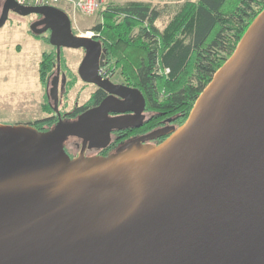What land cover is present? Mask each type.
Wrapping results in <instances>:
<instances>
[{
    "label": "water",
    "instance_id": "1",
    "mask_svg": "<svg viewBox=\"0 0 264 264\" xmlns=\"http://www.w3.org/2000/svg\"><path fill=\"white\" fill-rule=\"evenodd\" d=\"M10 12L41 15L30 30L51 31L58 121L0 124V264H264V9L182 124L93 156L87 147L143 124V92L100 72L102 41L77 35L64 9L3 0L0 28ZM62 47L83 48L80 78L109 93L72 120L59 108ZM73 137L75 157L64 148Z\"/></svg>",
    "mask_w": 264,
    "mask_h": 264
},
{
    "label": "trees",
    "instance_id": "2",
    "mask_svg": "<svg viewBox=\"0 0 264 264\" xmlns=\"http://www.w3.org/2000/svg\"><path fill=\"white\" fill-rule=\"evenodd\" d=\"M263 9L264 0H185L160 28L157 21L162 10L150 0L106 4L101 11L102 21L94 25L98 32L95 38L102 41L110 71L119 69L127 83L145 96L150 115L141 130H152L169 117L173 123L182 124L199 94ZM56 67L57 51L43 52L38 72L45 86ZM61 67L68 80L60 102L77 81L66 60L61 61ZM45 96V115L29 124L50 131L58 115ZM96 103L90 98L69 110L59 108L62 116H68L63 119L72 120L76 117L70 116Z\"/></svg>",
    "mask_w": 264,
    "mask_h": 264
},
{
    "label": "rangeland",
    "instance_id": "3",
    "mask_svg": "<svg viewBox=\"0 0 264 264\" xmlns=\"http://www.w3.org/2000/svg\"><path fill=\"white\" fill-rule=\"evenodd\" d=\"M100 1V9L93 14L79 11L70 14L76 34L86 35L89 30L97 32L94 25L102 21L101 11L105 5L127 0ZM150 1L162 10L157 25L164 28L185 0ZM33 18V15L24 16L10 12L6 23L0 28V124L33 123L45 115L43 104L46 102L47 91L40 81L38 69L43 52L52 51L54 48L47 40L50 34L48 31L35 35L30 30ZM61 56V61L64 63L66 60L73 74L77 76L76 84L59 103L60 108L69 110L75 104L87 101L95 87L84 82L78 75V65L82 58L80 49L65 47ZM114 77L125 80L119 69Z\"/></svg>",
    "mask_w": 264,
    "mask_h": 264
},
{
    "label": "flooded vegetation",
    "instance_id": "4",
    "mask_svg": "<svg viewBox=\"0 0 264 264\" xmlns=\"http://www.w3.org/2000/svg\"><path fill=\"white\" fill-rule=\"evenodd\" d=\"M2 2H3V0H0V15H1V12H2ZM31 15L34 16L33 21L40 20L41 17H42L41 15H37V14H31ZM44 25L45 24H40L38 26V28H43ZM46 31H48L49 33H51L50 29L45 30V32ZM37 35H41V34H37ZM81 36L87 37L86 35H81ZM38 37H40V36H38ZM48 37H50V34H49ZM53 48L56 50V46L53 45ZM64 48L65 47H62L61 54H62V51H63ZM66 48H71V47H66ZM78 49L81 50V53H82L81 61H82V59L84 57V54H85V51H84L83 48H78ZM81 61H80V63H81ZM80 63H79V65H80ZM79 65H78V68H79ZM68 68L71 70V68L69 66H68ZM61 72L66 73L65 70L62 69V67H61ZM100 72L104 76L110 77L112 79V81H114L115 83H123V84L129 85L126 80H117L114 77L115 74H116V72L110 71V65L106 63V60H105V63L100 66ZM66 75H67V73H66ZM78 75H79V73H78ZM67 80H68V77H67ZM66 84H67V82H66ZM89 84H92L95 87V89L91 92V94L89 95V98H88V100L90 98H93V100H96L97 103L95 105H92L91 106V107H93V106L98 105L101 102L102 99H104L107 95H109V93L106 90L98 87L97 85H95L93 83H89ZM85 102H83L81 104H75V105H82ZM51 103H52V101H51ZM144 113H145L146 116H145L144 122H143V124L141 126H139V127H129V128H125V129H122V130H117V131L112 132V139H111V142L108 144V146H106L105 148L99 149V150L98 149H95V148H89V147H87L86 150H85V155L86 156H93V155H98V154H104V155H106V154H108L110 152L115 151L120 145H122L123 143H125L129 139L138 137V136H140V135H142V134H144L146 132H149L151 129L150 130H141V128L144 126V123H145L146 118L149 117V115H150V113L148 112V110L146 108L144 110ZM78 114H80V113H78ZM78 114H76L75 116H70V117H77ZM112 114H116V113H112ZM62 117H68V116H62ZM163 122L164 123L160 124L158 127L164 126V125L169 124V123L172 124V125H177L176 123H173L172 121L171 122L163 121ZM164 138H166V136H162V137L156 138V139H154V140H152L150 142L151 143L152 142L154 143L155 140H158V139H162L163 140ZM64 147H65L66 151L70 154L71 157L78 156L79 153H80V151H81L82 140L79 139V138H74V137L73 138H69V139H67L64 142Z\"/></svg>",
    "mask_w": 264,
    "mask_h": 264
},
{
    "label": "built area",
    "instance_id": "5",
    "mask_svg": "<svg viewBox=\"0 0 264 264\" xmlns=\"http://www.w3.org/2000/svg\"><path fill=\"white\" fill-rule=\"evenodd\" d=\"M20 4L25 5H53L60 7L67 11L69 14L72 12H82L85 14H93L100 9L102 2L100 0H16ZM98 32L89 30L86 33L87 37H95ZM166 72H169V68H166Z\"/></svg>",
    "mask_w": 264,
    "mask_h": 264
},
{
    "label": "bare ground",
    "instance_id": "6",
    "mask_svg": "<svg viewBox=\"0 0 264 264\" xmlns=\"http://www.w3.org/2000/svg\"><path fill=\"white\" fill-rule=\"evenodd\" d=\"M82 37H85V36H82Z\"/></svg>",
    "mask_w": 264,
    "mask_h": 264
}]
</instances>
